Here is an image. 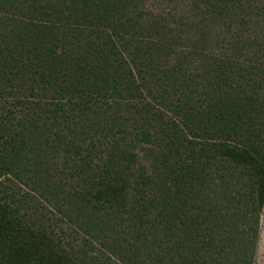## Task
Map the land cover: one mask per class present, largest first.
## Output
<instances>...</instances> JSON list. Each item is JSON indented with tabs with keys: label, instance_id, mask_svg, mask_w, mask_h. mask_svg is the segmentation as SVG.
<instances>
[{
	"label": "trees",
	"instance_id": "obj_1",
	"mask_svg": "<svg viewBox=\"0 0 264 264\" xmlns=\"http://www.w3.org/2000/svg\"><path fill=\"white\" fill-rule=\"evenodd\" d=\"M200 1L203 43L179 49L139 38L133 0H0V264H120L101 246L128 219L112 239L135 231L130 264L253 262L264 5ZM40 198L74 215L78 243Z\"/></svg>",
	"mask_w": 264,
	"mask_h": 264
},
{
	"label": "rangeland",
	"instance_id": "obj_2",
	"mask_svg": "<svg viewBox=\"0 0 264 264\" xmlns=\"http://www.w3.org/2000/svg\"><path fill=\"white\" fill-rule=\"evenodd\" d=\"M250 5L251 7L247 8L246 11L250 12L252 16L257 11H259V7H262V5H264V0H254L250 3ZM206 10V7L200 0H133L132 4L128 5V13L126 17L122 19L124 21L128 19L131 24H134L135 29H137L138 25H142L143 28H145L140 32L144 33V36L139 33V38L145 39L144 37H149L157 43H167L168 41H171L174 42L175 44L173 45L175 47H178L179 49L192 48L193 45H196V47H193L196 49L197 47L200 48L203 43L201 38H199L200 35L198 34V32H200V30L204 27V23L202 21V13ZM253 31L255 30L253 29ZM162 34H165L166 38L162 37ZM209 49L210 47L207 46L206 51ZM144 148L147 149L146 144ZM136 151L138 153V162L141 165H148V161L144 156V151L141 149H137ZM217 187L218 186H216L214 191H212L211 196H213V192L216 194L219 192V189ZM66 189L69 190L71 189V187L67 186ZM40 199L42 200L41 205L45 207L44 211L43 209L40 211H42L43 213L50 212V214L48 213L47 215H49V217H51L52 219L55 218L54 220L57 221L56 223L58 224L59 221L57 219L60 217L63 220V227L67 228L69 233L74 234L75 239H78V243L84 236V234L83 231L76 227L74 223V215L72 214V217L65 215L57 210V208L54 206L55 204L52 201H47L44 198ZM150 216V218L146 217V222L148 225L154 224L158 228L159 226H161V223L164 224V218H160L157 215ZM121 221L125 222L124 219H122ZM134 222L131 220L129 221V219L126 220V223ZM126 223L121 225L117 224L113 232H108L107 238L103 241L105 247H108L107 249L101 246L107 254H109L117 262L119 261L120 264H130L129 257L134 248L131 247V250L128 249V241L129 243H137L138 241L133 237L135 231L131 230L130 234L126 236L128 238L127 242H114V240L112 239L113 236L117 237L121 230L126 232ZM166 223V227H168L170 230L188 226H182L177 218L173 216L169 217ZM72 229L74 230V232ZM173 231L174 230H172V232ZM159 237L160 236L157 235V239ZM96 245H98V243ZM109 247L111 248V250ZM183 250H185V245L180 244L178 252H182ZM227 251L228 249L225 248L218 250V253H220L218 254V256L224 255ZM201 254H204V252H201ZM213 254L216 255L215 253ZM237 256L238 251H235V258H237ZM176 257L177 256H175V259ZM242 257L246 261L249 259L246 255H242ZM206 261L208 260L206 259ZM251 264H264V205L259 216V230L256 250L253 257V262Z\"/></svg>",
	"mask_w": 264,
	"mask_h": 264
}]
</instances>
